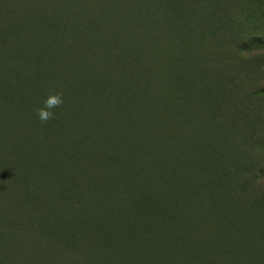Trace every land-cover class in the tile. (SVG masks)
<instances>
[{"label": "rangeland", "instance_id": "1", "mask_svg": "<svg viewBox=\"0 0 264 264\" xmlns=\"http://www.w3.org/2000/svg\"><path fill=\"white\" fill-rule=\"evenodd\" d=\"M202 1L0 0V76L9 51L47 47L38 87L0 106V264H264V45L237 49L264 39V14L257 0H219L237 4L213 15ZM210 84L223 91L205 110ZM54 92L64 104L42 123ZM32 206L49 225L98 222L103 238L79 231L68 247L66 227L9 224ZM127 220V243L97 249L127 239Z\"/></svg>", "mask_w": 264, "mask_h": 264}, {"label": "trees", "instance_id": "2", "mask_svg": "<svg viewBox=\"0 0 264 264\" xmlns=\"http://www.w3.org/2000/svg\"><path fill=\"white\" fill-rule=\"evenodd\" d=\"M184 1V0H183ZM206 1L208 0H203L201 3H199L198 10H202L205 11L207 13L210 14H215L218 13L217 11L223 10L224 12L227 11H231V6L235 5L237 3H233L231 5L227 4V3H221V1L219 0H215L212 4H210L209 6L206 4ZM257 3H248L249 9H255L258 8V11L262 12L264 14V0H257ZM238 3L242 4L241 0H237ZM209 9V10H206ZM166 12L168 13H172V14H177L178 9H176L172 3L170 6H166L165 7ZM193 12H197L196 10H182L181 13L182 14H191ZM252 12H250L251 14ZM3 18H7L6 16H4ZM172 21H167L166 25H171ZM4 26H0V34H5L8 32L3 31L4 30ZM11 31L9 30V33ZM16 32V31H15ZM19 34V33H18ZM21 36H17V39L20 41L22 40V38H20ZM238 43V42H237ZM239 44V43H238ZM253 44V46L258 47V45H264V39L262 38H257V39H253L251 40L249 43L247 44H242V45H238L237 49H240V51H246L247 49H254L253 46L251 47L250 45ZM41 48V49H39ZM38 49H20L18 51L16 50H12L11 53L9 51V54L7 56V60H6V64L7 67H4V71L1 73V79L4 80L5 83H3L5 85V87H3V85L1 84V87L3 89H7L8 93H6L8 96L3 97L2 95H0V106H2L3 104H5L7 101H9L11 98H17L19 100H23V98L20 99V95L21 93H23V91H33L35 90L38 85V81L36 79H34L36 76L41 78V75L38 70L40 69V67H44V65L39 63V54L41 55V57L46 56V54L44 53V49H46L47 47H39ZM13 56L12 58H9V56ZM23 54H29L32 58L30 60H25V61H19L18 60V56L23 55ZM45 60V59H44ZM46 63H50V61L46 62ZM48 67H50V65H48ZM45 74V73H44ZM198 86H195V88L197 89ZM223 91V85L221 84H217V85H208L204 88L201 89L200 91V95H201V99H202V109H209V108H216L217 104H215L214 100H212V95L216 94L217 96ZM32 103H35V101H33ZM105 141H107L106 139H104ZM96 140H91L90 142H95ZM189 149H185V148H180L178 150L179 153H181L182 155H187ZM168 153H166L163 156V159H166ZM88 155V153L85 151L84 153H81V157L85 158ZM91 176L89 169H87L86 174L84 175L83 179H88L90 178L89 176ZM71 175H68V177L70 178ZM74 177V176H71ZM74 180V179H73ZM106 180V179H105ZM74 186H80L79 182H75L73 181ZM70 184L66 185L64 187V190H68L70 188ZM31 199H34L35 197L31 196ZM26 199V198H25ZM28 200V199H27ZM7 204L2 205V208L0 210L1 213H7L10 211V208L6 207ZM22 206H24V203H22ZM40 206H32L29 210H25V212H21V208L19 207L16 210L19 209V213L21 214V216H24L23 219L20 217H16V218H9V220H7L9 222V224H11V226L13 228H19L20 230L23 228H26L28 226H33L36 228V230H38L41 233H48L51 231H55V235L58 234V232L60 230H64L62 228L66 227L67 230L71 229V232L73 231V233L69 234L66 241L68 242V247L72 246L74 244V239L76 240L77 237V233L80 231V235L83 239L85 237V240H89V239H99V238H103L101 237L99 234H93L90 235V232L94 233L95 232V228L94 225L96 227H99V223L98 222H92L90 220H87L88 223L87 224H82V222L79 219H74L72 220L71 223H57V220H55V224L56 225H49V215L50 214H38V213H34L35 211H39L41 209ZM18 213V212H17ZM18 213V214H19ZM129 219V218H127ZM107 220H111V219H107L104 218L102 219L103 223H105ZM30 221V222H28ZM81 222V224H80ZM85 222V221H84ZM90 223V224H89ZM130 220H127V222L125 224H123V230L126 229V236L127 239L123 238L122 234H121V230L119 231V233H116L112 236L109 237V239L107 240L106 244H102L99 245L97 247V249H106L108 248L109 244H113V243H117L119 241H123L125 243H127L130 238L132 237V223ZM130 225V226H129ZM141 225L143 226V222L141 223ZM69 226V227H67ZM82 228H84V230H82ZM143 231L145 232V234H148V230L145 227H142ZM127 233L130 235L129 237L127 236ZM0 256H2V253L5 254L6 251L8 250L9 247V243L7 242L8 240L5 239L6 237L4 236H0ZM154 236L151 237L150 242L151 244H157L159 241H153ZM71 240V241H70ZM148 240V239H147ZM154 242V243H153ZM160 245V242L159 244ZM130 246H134V243L132 242L130 244ZM169 250V249H168ZM96 253V252H95Z\"/></svg>", "mask_w": 264, "mask_h": 264}, {"label": "clouds", "instance_id": "3", "mask_svg": "<svg viewBox=\"0 0 264 264\" xmlns=\"http://www.w3.org/2000/svg\"><path fill=\"white\" fill-rule=\"evenodd\" d=\"M64 99L62 92L50 93L43 101V106L35 109L37 118L45 123L55 117V109L63 106Z\"/></svg>", "mask_w": 264, "mask_h": 264}]
</instances>
